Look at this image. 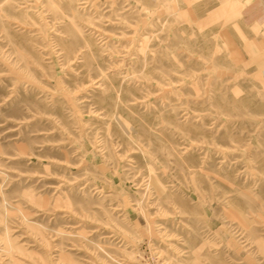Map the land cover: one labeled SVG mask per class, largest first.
Here are the masks:
<instances>
[{"label":"rangeland","instance_id":"374dc122","mask_svg":"<svg viewBox=\"0 0 264 264\" xmlns=\"http://www.w3.org/2000/svg\"><path fill=\"white\" fill-rule=\"evenodd\" d=\"M0 264H264V0H0Z\"/></svg>","mask_w":264,"mask_h":264}]
</instances>
